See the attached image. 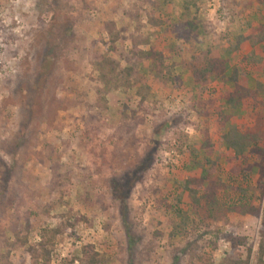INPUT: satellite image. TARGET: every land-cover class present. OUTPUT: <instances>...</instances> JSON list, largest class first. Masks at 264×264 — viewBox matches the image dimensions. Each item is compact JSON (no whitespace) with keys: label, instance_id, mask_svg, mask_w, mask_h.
Here are the masks:
<instances>
[{"label":"rangeland","instance_id":"1","mask_svg":"<svg viewBox=\"0 0 264 264\" xmlns=\"http://www.w3.org/2000/svg\"><path fill=\"white\" fill-rule=\"evenodd\" d=\"M262 38L264 0H0V264H258Z\"/></svg>","mask_w":264,"mask_h":264},{"label":"trees","instance_id":"2","mask_svg":"<svg viewBox=\"0 0 264 264\" xmlns=\"http://www.w3.org/2000/svg\"><path fill=\"white\" fill-rule=\"evenodd\" d=\"M262 40H264V38H262ZM116 42L117 41H114V44ZM145 56L149 57V53L145 54ZM137 59L141 61V58L137 57ZM95 67L97 71H99V73L101 74V80L103 81L105 85V94H109L115 88H120L123 85L130 86L131 78H133L134 75L136 74V70L132 66L125 68V69H121V67L115 61H113L112 59L106 56L98 57V59L95 62ZM123 75H125V77L121 79V76ZM230 80L235 84L236 88L233 92L228 94V104L234 110L249 108L252 105H255V106L263 105L262 102H259V92L253 91L241 85L239 81V71L237 68L234 69L233 77H231ZM226 139L230 141L229 135L226 136ZM257 143L258 142H256V144ZM231 146L237 149V146L235 144L234 146L233 144ZM261 153L263 154L262 158L260 157L261 158L260 162L259 161L256 162L255 167L260 168L261 173L263 174L262 178L264 179V149L261 151ZM253 168L254 167L252 166L251 169L253 170ZM214 170L215 168L213 169V171ZM246 170L242 172L244 174V179L248 182V181H251V176H250L251 171L250 170L246 171ZM263 179L262 181L258 183V186H257L258 190L261 193L260 197H255L254 195L252 197H247V196L245 197V195H242L241 197H239L237 201L234 202V203L238 202L239 204L238 206L240 207V210L243 213H247L250 210V207L254 206L253 204L256 202H258L259 208L262 207V203L264 202V180ZM185 190H191V191L194 190V185H192L191 183H187ZM209 195L210 197H214V196H211V194ZM214 202L217 205L216 207H218L219 201H214ZM260 237H261V240H260V246H259V252H258V264H264V212L262 215V225H261V230H260ZM43 239L44 241L40 244L39 248L34 249L32 253L34 254L36 252L39 254L44 253L45 255L49 254L50 256L49 250L47 251L48 242L45 240V238ZM246 249H247L246 259H242L238 264H251L252 256L254 254V249L253 247H246ZM87 254H88L87 264H102V258L99 253L90 251Z\"/></svg>","mask_w":264,"mask_h":264}]
</instances>
